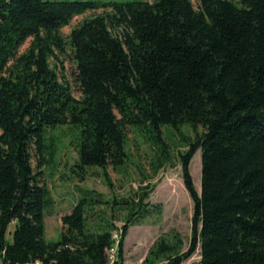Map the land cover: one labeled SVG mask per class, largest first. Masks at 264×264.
Returning a JSON list of instances; mask_svg holds the SVG:
<instances>
[{
    "label": "trees",
    "instance_id": "obj_1",
    "mask_svg": "<svg viewBox=\"0 0 264 264\" xmlns=\"http://www.w3.org/2000/svg\"><path fill=\"white\" fill-rule=\"evenodd\" d=\"M195 1L0 0L2 264H112L113 250L124 264L130 228L163 211L146 203L148 187L112 200L83 189L62 217L60 240L49 242L48 129L79 128L71 171L83 182L99 169L112 188L108 169L128 161L129 128L151 133L158 173L172 164L162 127L185 124L194 132L179 153L194 202L189 248L179 235L161 237L143 264H184L198 249L200 264H264V0ZM99 10L63 36L75 17ZM68 47L79 99L50 65ZM199 150L201 193L190 170Z\"/></svg>",
    "mask_w": 264,
    "mask_h": 264
},
{
    "label": "rangeland",
    "instance_id": "obj_2",
    "mask_svg": "<svg viewBox=\"0 0 264 264\" xmlns=\"http://www.w3.org/2000/svg\"><path fill=\"white\" fill-rule=\"evenodd\" d=\"M62 1V0H58ZM96 3H109L124 0H69ZM240 4L241 0H230ZM192 3L197 8L195 0ZM102 11H90L84 15L75 17L69 26L64 27L61 32L68 37L73 28L79 26L84 20L90 19ZM30 40L21 49L24 52L28 49ZM50 65L54 69L62 83L71 87L72 94L81 98L79 85L76 82L77 63L73 51L68 47L65 55H59L58 59H51ZM79 128L73 125L58 126L46 131V142L48 150L53 152V158L46 156L47 162L42 168V181L49 189L53 205L45 210L46 239L49 242H57L61 238L62 217L68 214L73 205L81 197V190L89 189L104 195L106 200L114 197H134L141 193L142 188L148 187L151 190L146 203L151 205L160 204L163 211L160 215H152L144 220L142 225L130 228L125 243V263L143 264L150 248L161 237L169 240L173 235H179L184 242L183 252L189 248L192 236L194 202L186 189L183 180L182 165L179 161V153L185 152L187 148L180 139L183 135L194 137L191 126L185 124L180 130H174L170 126L162 127V134L165 141L172 148V164L155 172L158 151L151 141L149 131L142 132L139 129L129 128L126 151L129 159L125 165L118 169L110 167L113 187L107 186L99 169L89 170L85 181L81 182L71 171L78 160ZM202 132V129H200ZM197 159V160H196ZM196 160V161H195ZM34 166L37 161L34 160ZM74 170V168L72 169ZM193 182L199 193L202 191V153L197 152L190 166ZM92 173H95L92 175ZM98 173V174H96ZM144 191V190H143ZM118 206L116 210V224L122 226L123 210ZM14 227H11L13 230ZM11 240V237L8 236ZM114 250L110 252L112 264L115 263ZM200 249L184 264H200ZM0 264L2 262L0 261Z\"/></svg>",
    "mask_w": 264,
    "mask_h": 264
},
{
    "label": "built area",
    "instance_id": "obj_3",
    "mask_svg": "<svg viewBox=\"0 0 264 264\" xmlns=\"http://www.w3.org/2000/svg\"><path fill=\"white\" fill-rule=\"evenodd\" d=\"M114 238H116V239H117V238H118V235H117V234H115V235H114Z\"/></svg>",
    "mask_w": 264,
    "mask_h": 264
},
{
    "label": "water",
    "instance_id": "obj_4",
    "mask_svg": "<svg viewBox=\"0 0 264 264\" xmlns=\"http://www.w3.org/2000/svg\"><path fill=\"white\" fill-rule=\"evenodd\" d=\"M202 192V191H201ZM114 264H118V262L117 261H115V263Z\"/></svg>",
    "mask_w": 264,
    "mask_h": 264
}]
</instances>
